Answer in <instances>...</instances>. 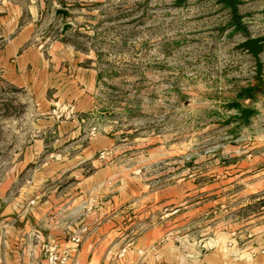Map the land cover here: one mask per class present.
<instances>
[{
	"label": "crops",
	"instance_id": "1",
	"mask_svg": "<svg viewBox=\"0 0 264 264\" xmlns=\"http://www.w3.org/2000/svg\"><path fill=\"white\" fill-rule=\"evenodd\" d=\"M61 3L0 0V264H46L50 243L69 251L63 264H264L259 172L237 189L197 188L190 178V189L176 181L145 194L109 159L115 136L97 123L109 113L91 94L90 52L66 39L73 26L55 24ZM235 14L243 29L264 27V0H237ZM257 35L264 31L244 38ZM259 58L264 78V50ZM63 102L76 116L57 121L49 109ZM248 104L255 118L264 95ZM249 141L255 159L264 135ZM119 247L125 251L113 258Z\"/></svg>",
	"mask_w": 264,
	"mask_h": 264
},
{
	"label": "rangeland",
	"instance_id": "2",
	"mask_svg": "<svg viewBox=\"0 0 264 264\" xmlns=\"http://www.w3.org/2000/svg\"><path fill=\"white\" fill-rule=\"evenodd\" d=\"M63 1L71 13L55 24H71L66 39L90 52L91 94L109 113L97 123L115 136L109 159L142 183V193L169 191L176 181L187 190L190 178L217 189L243 187L253 172L264 181V150L253 159L247 144L264 135V111L241 123L228 107L254 75L253 58L234 45L264 27L235 30L217 0ZM54 249L67 260L69 251Z\"/></svg>",
	"mask_w": 264,
	"mask_h": 264
},
{
	"label": "water",
	"instance_id": "3",
	"mask_svg": "<svg viewBox=\"0 0 264 264\" xmlns=\"http://www.w3.org/2000/svg\"><path fill=\"white\" fill-rule=\"evenodd\" d=\"M57 13H61V15L65 18L69 16V11L66 8L57 9ZM69 27L70 25L68 22H63L61 24V31H64ZM234 48L250 55V57L253 58L254 75L252 86H255L258 89H264L262 63L259 58L260 53L264 50V35L247 37L236 43Z\"/></svg>",
	"mask_w": 264,
	"mask_h": 264
},
{
	"label": "trees",
	"instance_id": "4",
	"mask_svg": "<svg viewBox=\"0 0 264 264\" xmlns=\"http://www.w3.org/2000/svg\"><path fill=\"white\" fill-rule=\"evenodd\" d=\"M219 1L223 8H228L232 14V21L234 24L235 30H242L243 27L241 25L238 16L235 14L236 10V2L237 0H217ZM260 91L264 95V89H258L255 86H251L250 84L241 88L240 91L236 94L235 99L230 101L228 107L234 108L236 110L235 118L241 123H246L248 117L253 113L252 108L248 104L249 101L252 100L254 93ZM244 99H247V103L242 102Z\"/></svg>",
	"mask_w": 264,
	"mask_h": 264
},
{
	"label": "built area",
	"instance_id": "5",
	"mask_svg": "<svg viewBox=\"0 0 264 264\" xmlns=\"http://www.w3.org/2000/svg\"><path fill=\"white\" fill-rule=\"evenodd\" d=\"M49 113L53 116V118L57 121H63L65 119H70L76 116L75 109L73 104L69 102H63L59 104H54L49 109ZM94 130L93 128H91ZM32 202V201H31ZM84 229H80V233L83 232ZM81 236L80 234L70 236L69 240L74 244L80 242ZM45 251V260L46 264H63L66 260L67 254H59L55 251L54 246L47 247L44 249ZM125 251L124 247L119 248V252L116 254L117 257L121 256Z\"/></svg>",
	"mask_w": 264,
	"mask_h": 264
}]
</instances>
